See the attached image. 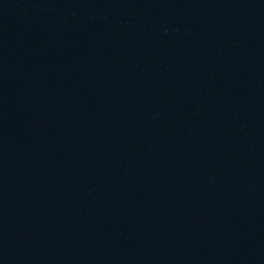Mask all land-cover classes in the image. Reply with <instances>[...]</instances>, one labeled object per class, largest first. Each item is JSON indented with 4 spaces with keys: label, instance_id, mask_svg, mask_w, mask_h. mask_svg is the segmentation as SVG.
<instances>
[{
    "label": "water",
    "instance_id": "1",
    "mask_svg": "<svg viewBox=\"0 0 264 264\" xmlns=\"http://www.w3.org/2000/svg\"><path fill=\"white\" fill-rule=\"evenodd\" d=\"M0 264H264V0H0Z\"/></svg>",
    "mask_w": 264,
    "mask_h": 264
}]
</instances>
